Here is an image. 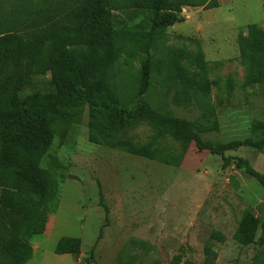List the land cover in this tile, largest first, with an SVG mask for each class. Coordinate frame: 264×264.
I'll list each match as a JSON object with an SVG mask.
<instances>
[{
  "label": "trees",
  "instance_id": "1",
  "mask_svg": "<svg viewBox=\"0 0 264 264\" xmlns=\"http://www.w3.org/2000/svg\"><path fill=\"white\" fill-rule=\"evenodd\" d=\"M2 4L0 0V264L32 260L31 241L45 234L60 194L59 181L42 168V161L59 130L79 126L86 112L93 145L178 167L183 152L195 144L222 157L226 167L236 162L238 170L264 187V175L247 160L225 157L241 148L263 152L264 121H255L252 136L243 141L205 142L202 135L218 132L219 125L204 56L170 48L164 64L155 61V50L167 30L183 22V9H216L218 0H75L56 9L17 12L22 14L10 20L2 17ZM122 8L144 13L147 33L141 26L125 25L118 14ZM238 49L248 72L246 84L264 87V33L249 26L247 36L238 40ZM122 55L128 67L135 62L141 65L137 85L133 91L129 87L126 98L115 79ZM156 74L174 88L175 103L198 100L206 112L191 122L155 108L147 96ZM233 87L229 81L226 89L232 92ZM141 127L152 132L146 144L133 136ZM167 140L180 144L183 152L177 155L164 144ZM261 227L260 220L248 213L236 241L264 248V236L257 240ZM211 239L224 241L217 233ZM81 251L80 239L62 238L55 254L79 256ZM204 252V264H216L218 255L211 242Z\"/></svg>",
  "mask_w": 264,
  "mask_h": 264
},
{
  "label": "rangeland",
  "instance_id": "2",
  "mask_svg": "<svg viewBox=\"0 0 264 264\" xmlns=\"http://www.w3.org/2000/svg\"><path fill=\"white\" fill-rule=\"evenodd\" d=\"M2 1L5 20L17 19L25 11L75 2ZM218 3L212 10L183 9V22L167 30L154 53L157 65L165 63L170 48L204 56L219 131L203 134L202 139L212 145L243 141L252 136L255 121H264V87L246 84L248 72L238 49V40L247 36L249 26L264 33V0ZM118 14L130 29L141 26L144 34L149 30L148 19L140 10L122 8ZM140 71L139 62L128 67L121 56L115 79L122 97L130 96L129 87L133 91ZM229 81L234 84L232 92L226 89ZM147 97L158 110L191 122L206 112L198 100L175 103L174 88L158 74ZM88 121L86 112L79 126L61 128L42 161V168L59 181L60 194L56 209L51 207L55 210L45 234L31 241L34 254L28 264H204L207 242L218 255L216 264H264L263 247H245L235 239L250 212L262 223L257 240L264 236V187L238 170L236 162L226 167L222 157L199 150L195 144L183 152L172 140L164 144L177 155L183 152L180 166L139 158L91 144ZM133 136L146 144L152 132L141 127ZM225 157L243 158L264 175V151L241 148ZM213 233L224 241L211 239ZM62 238L80 239L81 254L56 255Z\"/></svg>",
  "mask_w": 264,
  "mask_h": 264
}]
</instances>
